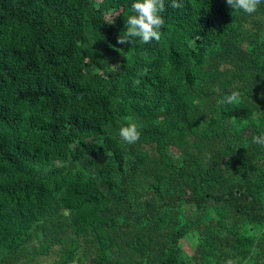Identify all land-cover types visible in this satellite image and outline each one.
<instances>
[{
    "label": "trees",
    "instance_id": "trees-1",
    "mask_svg": "<svg viewBox=\"0 0 264 264\" xmlns=\"http://www.w3.org/2000/svg\"><path fill=\"white\" fill-rule=\"evenodd\" d=\"M131 2L0 0V264H264V5Z\"/></svg>",
    "mask_w": 264,
    "mask_h": 264
},
{
    "label": "clouds",
    "instance_id": "clouds-1",
    "mask_svg": "<svg viewBox=\"0 0 264 264\" xmlns=\"http://www.w3.org/2000/svg\"><path fill=\"white\" fill-rule=\"evenodd\" d=\"M225 4L236 13L252 17L264 5V0H224ZM171 7H182V0H171ZM131 15L128 16L125 31L120 43H132L139 40L142 44L161 39V28L164 25L162 13L165 11V0H132ZM239 97L236 91L227 95L224 103L232 104ZM119 138L127 144H135L140 140L141 132L135 123L121 126L118 130ZM252 143L264 148V134L253 136Z\"/></svg>",
    "mask_w": 264,
    "mask_h": 264
},
{
    "label": "rangeland",
    "instance_id": "rangeland-1",
    "mask_svg": "<svg viewBox=\"0 0 264 264\" xmlns=\"http://www.w3.org/2000/svg\"><path fill=\"white\" fill-rule=\"evenodd\" d=\"M40 242H37L35 245H39ZM189 248V246H187ZM35 246L29 247V257L25 260V264H55L59 259L60 247H55L54 250L47 256L37 255L35 253Z\"/></svg>",
    "mask_w": 264,
    "mask_h": 264
}]
</instances>
